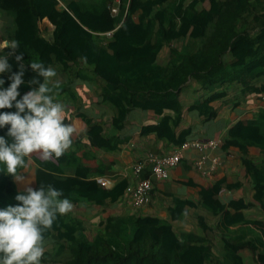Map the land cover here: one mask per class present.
<instances>
[{
	"label": "trees",
	"instance_id": "1",
	"mask_svg": "<svg viewBox=\"0 0 264 264\" xmlns=\"http://www.w3.org/2000/svg\"><path fill=\"white\" fill-rule=\"evenodd\" d=\"M112 1L105 0L107 6L98 10L97 4L87 5L83 0H0L1 11L17 6V28L9 32L8 40L18 44L9 58L11 73L0 74V79L5 80L0 87H9L6 79L19 71L16 56L22 57L21 63L26 67V83L19 92L38 87L27 83L33 77L45 82L31 70L29 65L33 62L55 70L56 75L47 81L54 91L64 90L68 80L78 76L71 65L79 71L88 69L106 82L107 98L117 106V125L129 107L153 105L142 99L146 94H156L162 99L161 106L168 105L164 102L166 91H177L189 76L197 80L235 81L249 85L248 90L264 92V82L259 87L251 86L264 78V0H168L166 5L165 0H128V4L121 0L115 15L109 10ZM44 18L54 24L50 38L43 37L37 27ZM182 36L187 38L185 45L179 51L171 50L174 84L165 86L164 79H159L164 78L166 66L155 62L156 55L168 42ZM10 51L3 47L0 57ZM149 76L158 83L149 84ZM3 112L16 111L0 109ZM166 123L163 118L150 128L164 136ZM9 128L10 125L0 128V136L7 137ZM246 128L248 133L244 134L231 128L223 145H255L264 149L258 124L249 123ZM48 185L62 192L60 199L74 202L102 204L107 198L113 202L119 196L116 187L106 189L95 179L77 181L75 177H57L36 169L33 189H47ZM19 193L12 176L1 174L0 207L18 205L15 196ZM186 203L175 199L180 211L171 210L170 217L185 216ZM43 236L56 239L45 245L43 262H60L56 257L68 249L70 258L62 264H264L255 258L258 252L264 259V243L260 240L253 239L248 245L229 240L221 255H216L211 241L191 232L177 234L170 221L156 216H111L89 236L82 224L57 214Z\"/></svg>",
	"mask_w": 264,
	"mask_h": 264
},
{
	"label": "crops",
	"instance_id": "2",
	"mask_svg": "<svg viewBox=\"0 0 264 264\" xmlns=\"http://www.w3.org/2000/svg\"><path fill=\"white\" fill-rule=\"evenodd\" d=\"M83 2L107 6L105 0ZM167 2L165 0L163 4ZM59 5L64 6L61 1ZM16 8L8 10L6 15L0 11V49L12 43L8 39L9 32L17 28ZM53 25L47 18L37 23L40 34L45 38L51 37ZM186 40L183 36L175 38L156 55L155 62L166 66L164 78L159 79H164L162 83L165 86L174 84L171 50L179 51ZM71 67L78 71V76L68 80L64 90H53L51 95L54 102L64 105V123L76 129L71 137L72 145L61 157L48 161L41 159L40 153L25 157L26 166L17 169V173L24 177L23 182L15 180L7 173L6 165L0 163V175H11L18 192H23L26 187L33 188L36 169L57 177H75L77 181L95 179L99 183V179H105L108 184L104 187H116L119 193L115 201L108 198L102 204L70 201L72 210L62 215L82 224L89 236L99 231L107 218L130 214L160 217L170 221L177 234L191 232L204 237L212 242L216 255H221L229 240L237 245H248L253 239L264 243V149L255 145L244 148L223 145L231 128L244 134L248 133L246 124L257 123L264 146V92L248 90L249 85L235 81L197 80L189 76L177 91L173 88L166 91L164 102L168 105L161 106L159 102L162 99L158 95L146 94L142 99L153 105L129 107L121 124L117 125V106L107 98L106 82L91 70L79 71L76 66ZM156 74L159 75L158 72ZM147 81L149 84L158 83L152 80V76ZM6 82L10 84L8 79ZM263 82L264 78L251 86L259 87ZM31 90L20 91L17 99ZM11 109L17 111L14 106ZM163 118L167 119L166 134L161 136L150 127L158 125ZM191 138L221 141L217 151L221 161L217 167L209 175H202L192 164L198 156L197 151H183L179 163L169 169V176L158 181L149 201L139 207L134 206L130 189L138 179L151 177L149 166H145L138 176L134 175V164L149 153L159 156L171 154L185 139ZM177 198L187 201L184 206L186 214L172 219L170 211H180L175 204ZM55 241V237L44 239L43 246ZM62 255L65 261L69 259V250H63L56 258L61 259ZM220 258L225 260L222 256ZM255 258L259 262L264 261L258 252Z\"/></svg>",
	"mask_w": 264,
	"mask_h": 264
},
{
	"label": "clouds",
	"instance_id": "3",
	"mask_svg": "<svg viewBox=\"0 0 264 264\" xmlns=\"http://www.w3.org/2000/svg\"><path fill=\"white\" fill-rule=\"evenodd\" d=\"M5 48L12 51L0 57V74L11 73L9 58L18 49V44H5ZM15 59L19 71L8 76L9 87H0V109L13 106L17 109L16 112L0 113V128L10 125L7 137L0 136V163L6 165L7 173L15 180L23 182L24 177L17 169L26 166L25 157L33 153H40V158L45 161L61 157L71 147V137L76 129L64 123V105L54 102L51 95L53 88L47 81L56 75L54 69L45 68L42 63H31V70L45 82L33 77L27 83L38 87H32L17 99L19 87L26 83V67L21 63V56ZM4 83L5 80L0 79V86ZM62 195L51 185L47 189L40 186L38 190L26 187L15 196L18 205L0 210V264H40L45 251L43 232L52 227L57 214H67L73 208L67 198L60 199Z\"/></svg>",
	"mask_w": 264,
	"mask_h": 264
},
{
	"label": "built area",
	"instance_id": "4",
	"mask_svg": "<svg viewBox=\"0 0 264 264\" xmlns=\"http://www.w3.org/2000/svg\"><path fill=\"white\" fill-rule=\"evenodd\" d=\"M120 1L113 0L109 5L112 15L118 12ZM125 3L128 4V0ZM125 13L126 10H124ZM0 47H2L1 43ZM262 101L264 103V96H262ZM220 146L221 141L219 139L200 140L191 138L185 139L171 154L159 156L149 153L142 160L139 159L132 168L133 174L138 176L145 166H149L151 177L138 179L133 188L130 189L132 204L139 207L149 201L152 193L157 188L158 181L165 180L169 176V169L179 163L183 151H197L198 156L193 159V167L202 175H209L221 161V156L217 153ZM99 183L102 186L108 184L105 179H99Z\"/></svg>",
	"mask_w": 264,
	"mask_h": 264
},
{
	"label": "rangeland",
	"instance_id": "5",
	"mask_svg": "<svg viewBox=\"0 0 264 264\" xmlns=\"http://www.w3.org/2000/svg\"><path fill=\"white\" fill-rule=\"evenodd\" d=\"M88 1H90V0H86V2H88ZM94 1H96V0H94ZM100 1H102V0H100ZM100 5L97 7V9L99 10L100 9ZM1 11V10H0ZM1 13H4L5 15H6V13H7V11H3V12H1ZM7 24H8V22H7ZM59 260H60V262H51V261H45V262H43L42 260H41V262H40V264H62V262L63 261H65V256L64 255H62V257H61V259L60 258H58Z\"/></svg>",
	"mask_w": 264,
	"mask_h": 264
}]
</instances>
